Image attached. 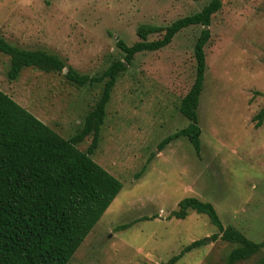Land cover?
Returning <instances> with one entry per match:
<instances>
[{
  "label": "rangeland",
  "instance_id": "1",
  "mask_svg": "<svg viewBox=\"0 0 264 264\" xmlns=\"http://www.w3.org/2000/svg\"><path fill=\"white\" fill-rule=\"evenodd\" d=\"M210 1L0 0V37L57 54L94 76L124 59L117 41L135 44L140 25L169 26ZM222 1L206 47L201 152L187 137L158 148L189 124L180 105L195 81L194 47L204 28L192 25L167 47L138 53L119 76L92 157L123 188L68 264H165L201 239L204 245L175 264H227L237 244L213 239L219 230L207 214L172 215L186 197L211 202L225 227L264 239V125L256 128L253 120L264 109V0ZM10 63L0 51V89L62 136L77 134L104 82L78 87L64 73L37 68L11 80ZM91 141L92 135L79 149ZM235 264H264V248Z\"/></svg>",
  "mask_w": 264,
  "mask_h": 264
},
{
  "label": "trees",
  "instance_id": "2",
  "mask_svg": "<svg viewBox=\"0 0 264 264\" xmlns=\"http://www.w3.org/2000/svg\"><path fill=\"white\" fill-rule=\"evenodd\" d=\"M222 6V0H211L201 11L169 26L140 25L137 29L140 40L135 44L117 41L124 59L112 62L94 76L80 73L57 54L21 48L0 37V51L10 57L11 80L17 79L26 68H37L46 73H64L78 87L104 82L96 106L86 115L81 130L70 138L62 136L0 89V264H68L123 188L121 180L92 157L99 147L107 105L119 76L138 53L167 47L180 31L192 25L204 28L194 47L195 81L180 105V112L189 124L164 138L158 148L162 151L174 140L187 137L195 151L201 152L198 109L205 88L206 47L212 37V18ZM157 33H163L160 39L149 40ZM253 120L256 128L264 125V109ZM91 135L87 150L79 149L78 145ZM189 210L208 215L219 230L213 239L220 236L237 244L227 264L245 260L264 248V239L256 242L233 226L225 227L211 202L186 197L172 215L185 219ZM127 227L121 225L118 229ZM205 243V239L194 241L165 264L177 263L186 253Z\"/></svg>",
  "mask_w": 264,
  "mask_h": 264
},
{
  "label": "water",
  "instance_id": "3",
  "mask_svg": "<svg viewBox=\"0 0 264 264\" xmlns=\"http://www.w3.org/2000/svg\"><path fill=\"white\" fill-rule=\"evenodd\" d=\"M207 240H210V238H207Z\"/></svg>",
  "mask_w": 264,
  "mask_h": 264
}]
</instances>
